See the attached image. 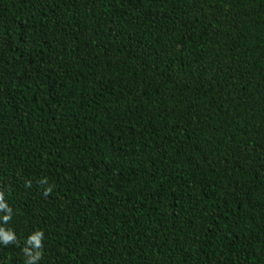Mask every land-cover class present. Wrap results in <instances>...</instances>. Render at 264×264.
<instances>
[{
	"label": "trees",
	"instance_id": "16d2710c",
	"mask_svg": "<svg viewBox=\"0 0 264 264\" xmlns=\"http://www.w3.org/2000/svg\"><path fill=\"white\" fill-rule=\"evenodd\" d=\"M0 191V264H264V0H0Z\"/></svg>",
	"mask_w": 264,
	"mask_h": 264
},
{
	"label": "clouds",
	"instance_id": "9594fccd",
	"mask_svg": "<svg viewBox=\"0 0 264 264\" xmlns=\"http://www.w3.org/2000/svg\"><path fill=\"white\" fill-rule=\"evenodd\" d=\"M41 184H46V178H42L39 181ZM31 181L26 180L25 186H30ZM49 191H51V186L44 188V194L46 195ZM13 212L9 204L6 202L4 198V193L0 191V245H7L9 243H15L16 235L11 229V227L7 226V222L12 218ZM43 231L40 229H36L31 232L26 241L25 247H23L22 251L26 257L25 264H37L40 260L42 252V240H43Z\"/></svg>",
	"mask_w": 264,
	"mask_h": 264
}]
</instances>
